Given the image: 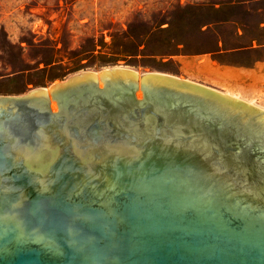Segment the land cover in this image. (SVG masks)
Returning a JSON list of instances; mask_svg holds the SVG:
<instances>
[{
	"label": "water",
	"instance_id": "95a60500",
	"mask_svg": "<svg viewBox=\"0 0 264 264\" xmlns=\"http://www.w3.org/2000/svg\"><path fill=\"white\" fill-rule=\"evenodd\" d=\"M0 264H264V110L124 67L0 95Z\"/></svg>",
	"mask_w": 264,
	"mask_h": 264
},
{
	"label": "rangeland",
	"instance_id": "374dc122",
	"mask_svg": "<svg viewBox=\"0 0 264 264\" xmlns=\"http://www.w3.org/2000/svg\"><path fill=\"white\" fill-rule=\"evenodd\" d=\"M158 23L163 28L148 47L180 43V52L103 65L96 57L68 71L82 45L97 41L109 51L120 43L112 42L121 27L134 33L132 26ZM112 67L184 78L264 110V83L254 82L264 76V0H0V95H25Z\"/></svg>",
	"mask_w": 264,
	"mask_h": 264
},
{
	"label": "trees",
	"instance_id": "16d2710c",
	"mask_svg": "<svg viewBox=\"0 0 264 264\" xmlns=\"http://www.w3.org/2000/svg\"><path fill=\"white\" fill-rule=\"evenodd\" d=\"M171 23V22H170ZM162 23L154 24L149 29L138 30L136 28L134 33L131 30L124 29L121 27L118 29L117 33H113V42L117 38L120 40V43L115 44L114 47H111V50L104 51L99 48L97 41L91 42V45L85 46L82 45L77 52H75V59L72 60L67 66L68 71H74L80 69L84 66H89L95 64V58L98 57L99 61L97 65H103L106 62L115 63L121 59H127L131 61V58H135L140 54H150V55H171L180 52L179 44L176 43L174 47H161L151 49L148 47L149 38L155 35L161 27ZM131 28V25H129ZM103 44H107L106 41H102ZM117 42V41H116ZM88 59L87 61H84ZM46 64H51L54 60H46Z\"/></svg>",
	"mask_w": 264,
	"mask_h": 264
},
{
	"label": "crops",
	"instance_id": "0c3cea01",
	"mask_svg": "<svg viewBox=\"0 0 264 264\" xmlns=\"http://www.w3.org/2000/svg\"><path fill=\"white\" fill-rule=\"evenodd\" d=\"M257 81L264 82V76L256 78V80L254 82H257Z\"/></svg>",
	"mask_w": 264,
	"mask_h": 264
},
{
	"label": "bare ground",
	"instance_id": "6f19581e",
	"mask_svg": "<svg viewBox=\"0 0 264 264\" xmlns=\"http://www.w3.org/2000/svg\"><path fill=\"white\" fill-rule=\"evenodd\" d=\"M260 82H261V83H264V82H262V81H257L256 83L258 84V83H260ZM47 89H49V88H47Z\"/></svg>",
	"mask_w": 264,
	"mask_h": 264
}]
</instances>
